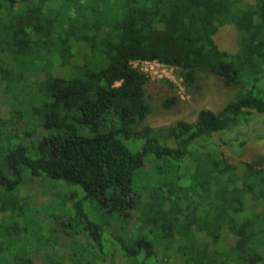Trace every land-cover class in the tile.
Returning <instances> with one entry per match:
<instances>
[{
    "label": "trees",
    "instance_id": "obj_1",
    "mask_svg": "<svg viewBox=\"0 0 264 264\" xmlns=\"http://www.w3.org/2000/svg\"><path fill=\"white\" fill-rule=\"evenodd\" d=\"M227 24L238 31L234 51L214 40ZM133 59L173 66L190 88L213 74L234 95L217 110L200 108L192 123L152 127L149 76ZM0 86L11 104L0 139L17 141L0 156V264H35L38 250L48 251L43 264H83L81 240L68 234L67 260L59 247L19 242L21 218L37 208L59 234L81 222L102 250L107 238L83 209L88 194L137 221L135 235L115 237L125 264H264V156L236 160L224 149L264 138V127L213 139L264 114V0H0ZM36 133L33 143L20 140ZM121 134L142 143L131 151ZM36 177L84 194L52 185L38 207L22 191ZM222 237L232 241L221 247Z\"/></svg>",
    "mask_w": 264,
    "mask_h": 264
},
{
    "label": "rangeland",
    "instance_id": "obj_2",
    "mask_svg": "<svg viewBox=\"0 0 264 264\" xmlns=\"http://www.w3.org/2000/svg\"><path fill=\"white\" fill-rule=\"evenodd\" d=\"M237 36L238 31L236 27L233 24H227L221 26L217 30V32L214 34V40L220 49L234 51L237 49ZM135 64L137 67H141L139 69L146 68V72L149 76V81L146 84V90L149 94L153 111L146 117L145 123L152 127L166 126L179 119L192 123L194 122L195 115L200 108L208 107L210 109L217 110L225 101L231 99L234 95V90L232 87L225 86L218 77L207 72L199 77L198 88H190L186 87L182 77L179 76L175 68L167 69L164 73H162L161 69L152 62L145 63L143 66L139 62ZM168 81L172 83V86L168 84ZM171 94L175 95L177 99L170 106H163L162 100ZM8 99H10V97L7 95V92L3 86H0L1 117H8L10 114L11 104L8 102ZM22 122L23 121L17 125L20 130L23 128ZM251 125L255 128L256 126L264 127V114H258L248 126L242 125L237 130V132L235 130L218 134L215 135L213 139L215 141L224 142L226 139L233 138L238 132L244 134L247 133L250 129H253ZM10 127L13 126L11 125ZM40 131L41 130L38 127L37 132L39 134L42 133ZM34 138H38L37 133L33 134V136H30L27 139L21 138L20 140H23L28 144L31 141L32 143L35 142L36 140ZM119 139L131 151H135L139 147L140 143H142L141 139L127 137L124 134L119 135ZM16 143L17 141L14 137L0 139V156L9 150V148L15 146ZM224 149L232 158L236 160H248L256 156L263 157L264 138H250L247 143L238 150L232 151L227 149L225 146ZM38 182L39 179L36 177L31 183L25 185L22 188L23 193L28 194L31 202L38 207H44L49 203L51 195L46 192V190L51 189L52 185H55L53 187L54 192L56 191L58 193L64 194L75 192L79 197L84 194L81 187L76 184H66V187L60 188V183L58 184V180H51L47 177L44 178V181L41 185H39ZM248 205L250 206L251 204L249 203ZM68 206H70L69 203ZM83 209L98 225V227L103 230V233L107 238L104 240L102 250H100L98 247H95L94 245L92 246V244L88 242L87 234L84 233L83 230H79L82 226L81 222H75L74 219L69 220L66 229L67 233L59 234L55 231L54 222L51 220V217L46 215V213L42 211L43 209L39 208H37L36 211H30L29 213L24 214L25 216L21 218L22 221L20 222V225H23V228L27 232V236L25 238H19V242L26 243V246L29 248V250L35 246H38L40 247L39 249H42L44 248V245L59 247L62 255L65 256L63 258L67 260L71 253L68 247L69 238L71 237L73 240H81V242H76L74 247L76 250H83L84 253L87 254V257H82L83 264H85V261H87L88 264H113L110 258L114 259V262L117 261L118 264H125L124 257L116 255L117 253H115V251H118V242L115 237L119 235L121 238L126 239L130 235H135L134 229L136 227L137 231V221L132 220L125 222L124 219L116 217L115 215L118 211L109 212L107 210L108 208L103 206V204H100V202L94 198L92 194H88L87 198L84 199ZM27 214L31 217H29ZM35 221H39L41 227L40 230L33 226ZM50 233L52 235H50ZM65 234H68L70 237L68 238V236H65ZM57 236H59V238ZM231 241V239L224 237L220 245L221 247H225ZM47 252V250H43L42 252L38 250L37 253L34 254L33 258L35 264H43V256ZM91 254L97 255L99 258L92 260ZM103 255L105 257L108 255L107 258L104 257L105 260L101 259ZM149 262L150 260L147 261V264H150ZM173 263L178 264V261H174Z\"/></svg>",
    "mask_w": 264,
    "mask_h": 264
},
{
    "label": "built area",
    "instance_id": "obj_3",
    "mask_svg": "<svg viewBox=\"0 0 264 264\" xmlns=\"http://www.w3.org/2000/svg\"><path fill=\"white\" fill-rule=\"evenodd\" d=\"M138 62H139L142 66H143L145 63L152 62V63L155 64L158 68L161 69L162 73H164L167 69H174L173 66H171V65H167V64H164V63H162V62H160V61H158V60H156V59H152V60H148V59H133V60H130V64H131L133 67L137 68V69L141 68V67H137L136 64H135V63H138ZM140 70H142V71H144V72L147 71L146 68H142V69H140ZM146 73H147V72H146ZM147 74H148V73H147Z\"/></svg>",
    "mask_w": 264,
    "mask_h": 264
}]
</instances>
